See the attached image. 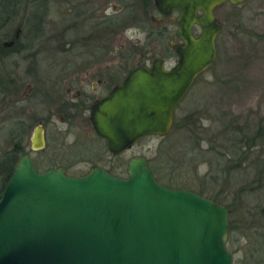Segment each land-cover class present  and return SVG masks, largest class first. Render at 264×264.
<instances>
[{"label":"water","instance_id":"1","mask_svg":"<svg viewBox=\"0 0 264 264\" xmlns=\"http://www.w3.org/2000/svg\"><path fill=\"white\" fill-rule=\"evenodd\" d=\"M243 1L154 0L160 12L179 13L178 61L133 70L94 105L92 124L109 152L171 131L175 107L216 59L222 25L215 7ZM32 140L33 149L44 147L40 125ZM125 171L121 177L94 165L80 176L39 172L23 155L0 196V264H235L224 204L160 183L144 156L131 157Z\"/></svg>","mask_w":264,"mask_h":264},{"label":"rangeland","instance_id":"2","mask_svg":"<svg viewBox=\"0 0 264 264\" xmlns=\"http://www.w3.org/2000/svg\"><path fill=\"white\" fill-rule=\"evenodd\" d=\"M95 4V17L102 15H114L115 8L118 12L125 9L127 0H92ZM76 0H51L49 1V14L45 18L44 33L37 39V47H42L38 52L29 54L26 59L19 56L14 60H18L17 67H14L13 59L9 62V71L20 73L18 76L23 82L19 90L12 94L10 101L0 109V117L6 114H16L17 108L22 106L25 109L24 116L29 114L32 108V103L25 101L18 105V98L23 93L32 94L35 92L33 87L41 89L45 81H54L57 85L60 81L57 78L63 70V66L67 60H74V54L65 55L62 48V31L64 27L71 21V17H75L74 13L67 14L69 8L76 7ZM127 2V3H126ZM78 7V6H77ZM118 7V8H117ZM151 14V13H150ZM155 14V12H154ZM214 15L217 21L222 25L221 31L216 38L217 56L214 63L203 73H201L188 89L182 100L174 109V120L178 123L182 122L186 114H193L200 117V123L206 128H212L214 125L221 122H229L234 120L235 125L253 126L260 123L264 128V0H244L239 5H232L229 2H224L214 9ZM131 21L127 23L131 25L138 24L134 20V15H130ZM152 24V23H150ZM149 26V25H148ZM13 29V28H10ZM97 30V27L95 28ZM129 38H143L144 34L136 31L128 30ZM127 37V36H126ZM70 38L75 40V32L70 35ZM144 39V38H143ZM142 39V40H143ZM126 41V42H125ZM121 39L116 42L113 47L112 54L118 53L119 45L126 44L128 41ZM144 42V41H143ZM167 40L163 39V44L167 45ZM146 43V44H145ZM157 38L145 39L144 46H149L154 51L159 47ZM158 51V50H157ZM29 51L25 53L28 54ZM99 59L103 56L99 55ZM97 69L96 67H94ZM13 69V70H12ZM94 69V70H95ZM65 70V66H64ZM71 71V69H67ZM73 70V69H72ZM98 70V69H97ZM37 72L48 73L39 75L38 77L27 76L23 73ZM100 71V70H98ZM23 72V73H22ZM55 78V79H54ZM69 80V79H68ZM64 81L65 87H71L72 93L79 87L76 80ZM49 82V81H48ZM53 83V84H54ZM30 86L27 91L25 88ZM50 85V84H48ZM89 87V86H88ZM34 91V92H33ZM64 92V89L62 90ZM17 101V102H16ZM9 103V104H8ZM16 107V108H15ZM47 107V106H45ZM49 108V107H47ZM21 114V113H20ZM209 119H212L209 121ZM55 117L49 127L48 150L46 152H54L56 147L63 146V124L55 123ZM212 126V127H211ZM89 127L83 123L73 125L69 134V141H73L76 135ZM67 129V128H66ZM172 131V128H171ZM169 132L164 139L159 135H150L136 143L127 151L123 157L119 159L113 158L109 160L104 152V145L99 149L98 140L91 139L88 142L92 149H99L98 155L105 160H98V164H102L105 168H115V175L124 177L126 175L125 167L129 158L134 156H144L147 160L157 158L160 165L159 175L161 183L172 187H183L190 190H195L200 185V176L207 169V165H199L198 172L194 175L192 167L198 164L196 161L185 163L182 153L185 152L182 148L184 141L181 136ZM209 137L212 138L215 128L209 130ZM178 133V132H177ZM5 140V139H4ZM2 142V133H0V143ZM103 144V143H102ZM95 145V146H94ZM193 157L196 153H192ZM190 154V155H191ZM108 155V154H107ZM256 156V154H253ZM109 156V155H108ZM110 157V156H109ZM80 159H72L65 161V164L71 163L70 172L76 173L86 171L90 166V161L96 159L91 157L89 152L78 156ZM212 158V156H209ZM122 160V162H121ZM123 163L118 166L116 163ZM243 175L239 173L238 181L242 182ZM235 181H233L234 183ZM210 185L207 186V188ZM231 200V192L228 193ZM225 202V203H226ZM248 205L256 204V200L251 203L246 200ZM223 204V203H222ZM246 204V205H247ZM245 205V204H244ZM238 239L233 242L230 250H234L239 246H244L247 242L246 238L238 236ZM234 263L242 259L243 250L236 252ZM264 264V262H261Z\"/></svg>","mask_w":264,"mask_h":264},{"label":"flooded vegetation","instance_id":"3","mask_svg":"<svg viewBox=\"0 0 264 264\" xmlns=\"http://www.w3.org/2000/svg\"><path fill=\"white\" fill-rule=\"evenodd\" d=\"M76 1V7L69 8L66 11L67 14L75 12V17H71V21L64 27L61 40L65 55L72 53L75 59L67 60L64 65L65 70L63 66V70L57 74V78L60 81L62 80V82L55 85L54 81L48 78L44 82L47 84L41 86V89L33 87L35 89L34 93H23L18 98V105L22 101L32 103V108L27 116H24L25 109L22 106L17 108L14 117L10 114H2V117H0V133H2L0 155L5 153L12 154V150L15 149L18 163L20 158L27 154L34 168L39 172L63 168L65 174L69 176H80L86 174L92 166L96 165L103 167L108 172L112 171L114 174V165L111 168H105L102 164H98V160H105L100 157V154L98 155L101 145H104L105 154L107 153L110 156L106 154L109 160H113V158L120 160L132 147L119 154L109 152L103 138L95 132L91 120V111L94 105L105 98L116 86L122 85L133 70L139 67H151L158 60L161 61L165 69H169L177 63L176 48L183 44V41L176 36L179 13L176 10H172L168 14L160 12L154 0H127L128 4L124 5L125 9L122 12H120L118 7L117 12L116 7H114L116 11L113 13L114 15L95 17L96 8L92 0ZM132 14L138 24L131 25L127 23V20L128 22L129 20L131 21L129 18ZM74 20L73 26L71 22ZM96 27L97 30H95ZM192 29L196 35V27ZM128 30L144 34V39L138 37H135V39L129 38L127 35ZM72 32H75V40L70 38ZM147 38L151 40L157 38L159 42L157 45L160 44L156 48L158 51H154L149 46H144ZM121 39L124 41L127 39L128 42L119 45L118 53L112 54V46ZM163 39L167 40V45L163 44ZM100 53L103 56L99 59ZM67 69H71V71ZM18 74L20 73L14 71L0 74L3 78L0 81V109L4 108V105L10 101L12 94L17 92L22 86L23 82ZM23 74L33 76L32 79L35 80L39 75L48 73L30 71ZM67 80L77 81L79 87L74 93L71 92V87L64 86V81ZM25 89L28 91L30 86L28 85ZM63 89L64 92L62 91ZM52 117L56 118L54 120L55 123L63 124L64 126L62 132L64 143L62 147H56L55 154L57 155L55 156H52L54 152H46L49 139L48 125L53 122ZM78 123L86 124L89 129L85 128L76 135L73 141L68 142L69 134L73 132L71 131L73 125ZM38 125L43 128L44 147L33 149L32 137ZM146 137L149 136L140 138L136 143ZM91 139L98 140L96 144L99 143V149L96 147L92 149L87 145L88 142H91ZM87 152L96 159L90 161V166L86 171L71 173L69 170L71 163L68 166L65 161H69L71 158L80 159L78 156H83ZM116 164L121 166L123 163L119 162Z\"/></svg>","mask_w":264,"mask_h":264},{"label":"trees","instance_id":"4","mask_svg":"<svg viewBox=\"0 0 264 264\" xmlns=\"http://www.w3.org/2000/svg\"><path fill=\"white\" fill-rule=\"evenodd\" d=\"M49 1L51 0H0V74L10 72L8 66L12 59L14 67H17L19 61H15V57L26 59L31 56L29 54L42 49L37 47V39L44 33ZM74 22L75 20L71 22L72 25ZM26 51H29L28 54ZM2 79L0 76V81ZM199 120V116L186 114L182 122L174 120L171 131L184 141V162L198 163L192 167L194 175L198 172L199 165H207L205 172L199 175L200 185L194 191L223 203L228 208L227 248L232 253L233 260L234 254L242 249L243 257L238 263L261 264L264 262L263 124L258 123L253 127L235 125L234 120L223 121L211 126L215 128V132L212 134L213 139H210L209 130L212 128H206L208 125L204 126ZM191 152L196 153L194 157ZM11 153L0 155V196L17 163L15 149ZM156 160L154 157L153 160H148V164L161 183L160 164ZM239 173L243 175L242 182L237 180ZM208 185L210 186L207 188ZM229 191L232 198L226 202ZM246 200L251 203L256 200L257 203L248 205ZM239 235L246 238L247 242L244 246L230 250Z\"/></svg>","mask_w":264,"mask_h":264}]
</instances>
